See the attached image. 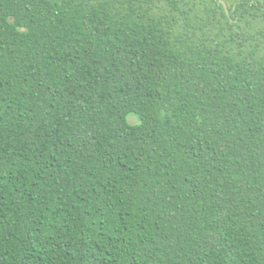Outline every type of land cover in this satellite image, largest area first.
Masks as SVG:
<instances>
[{
  "label": "trees",
  "instance_id": "1",
  "mask_svg": "<svg viewBox=\"0 0 264 264\" xmlns=\"http://www.w3.org/2000/svg\"><path fill=\"white\" fill-rule=\"evenodd\" d=\"M225 1L0 0V264H264V0Z\"/></svg>",
  "mask_w": 264,
  "mask_h": 264
},
{
  "label": "water",
  "instance_id": "2",
  "mask_svg": "<svg viewBox=\"0 0 264 264\" xmlns=\"http://www.w3.org/2000/svg\"><path fill=\"white\" fill-rule=\"evenodd\" d=\"M220 2L223 4L227 14H229V8H228V5H227L226 1L225 0H220Z\"/></svg>",
  "mask_w": 264,
  "mask_h": 264
},
{
  "label": "rangeland",
  "instance_id": "3",
  "mask_svg": "<svg viewBox=\"0 0 264 264\" xmlns=\"http://www.w3.org/2000/svg\"><path fill=\"white\" fill-rule=\"evenodd\" d=\"M131 120H132L133 122H135V121H136V118H134V117H131Z\"/></svg>",
  "mask_w": 264,
  "mask_h": 264
}]
</instances>
